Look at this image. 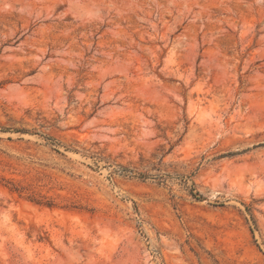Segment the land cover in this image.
Returning <instances> with one entry per match:
<instances>
[{"label":"rangeland","instance_id":"374dc122","mask_svg":"<svg viewBox=\"0 0 264 264\" xmlns=\"http://www.w3.org/2000/svg\"><path fill=\"white\" fill-rule=\"evenodd\" d=\"M0 264H264V0H0Z\"/></svg>","mask_w":264,"mask_h":264}]
</instances>
